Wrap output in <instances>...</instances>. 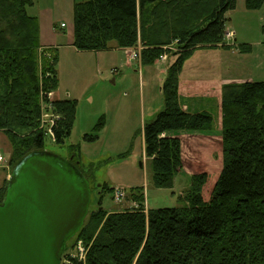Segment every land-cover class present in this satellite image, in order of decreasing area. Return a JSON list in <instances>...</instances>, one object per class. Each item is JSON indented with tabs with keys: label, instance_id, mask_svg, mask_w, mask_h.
<instances>
[{
	"label": "trees",
	"instance_id": "trees-1",
	"mask_svg": "<svg viewBox=\"0 0 264 264\" xmlns=\"http://www.w3.org/2000/svg\"><path fill=\"white\" fill-rule=\"evenodd\" d=\"M263 2L245 0L244 7L258 10ZM73 4L76 50H106L115 40L121 49L139 43L145 65L157 62L162 52L175 56L161 87L164 106L142 127L153 185L173 188L183 167L179 132L209 131L213 122L207 110L182 109L179 75L194 50L222 46L226 13L235 8L236 0ZM33 6L34 0H0V131L10 141V169L28 153L44 148L41 106L58 83L56 48L41 46L38 18L28 13ZM261 31L264 34V23ZM238 48L250 51L247 44ZM221 91L223 164L210 198L202 194L206 173L190 176L177 204L147 212L142 187H131L128 196L137 206L111 212L98 206L91 211L75 234L83 241V258L75 256L64 264H264V81L231 82ZM52 103L61 114L52 128V140L59 145L72 132L76 100ZM96 137L85 134L87 141ZM78 152L79 146L71 145L68 159L88 177ZM4 181L0 203L6 193ZM100 189L99 204L104 193L112 191L105 183Z\"/></svg>",
	"mask_w": 264,
	"mask_h": 264
},
{
	"label": "rangeland",
	"instance_id": "rangeland-1",
	"mask_svg": "<svg viewBox=\"0 0 264 264\" xmlns=\"http://www.w3.org/2000/svg\"><path fill=\"white\" fill-rule=\"evenodd\" d=\"M73 1L34 0V6L28 8V13L38 18L39 35L44 34L46 38L47 34H53L54 26H59L60 22L66 24L65 33L71 32L74 28ZM244 1L236 0L235 8L226 13L227 23L224 37L228 32L233 34L225 37L222 46L224 48L234 47L239 54L241 53L238 57L239 62L234 65L231 73L252 81H264V46L262 43L264 34L261 31L264 23V2L260 9L249 11L245 9ZM112 42L116 43L115 40ZM240 44L250 46L252 54L241 51L238 48ZM67 47L62 48V52L57 56L55 71L58 74V91L62 95H68L67 93L71 92L70 95L76 98L75 121L70 137L63 144H55L52 137L47 135L43 150L52 151L68 159L71 144L79 146L80 166L88 174L91 191L89 214L98 206L106 212L137 206L128 196L131 187H142L145 212L151 207L177 204L179 196H182L189 187L190 176L199 173L207 174L202 194L205 199H209L211 189L223 164L220 101L215 106L211 101L201 100L213 115L212 127L204 133L183 134L181 141L182 171L176 175L173 188H157L153 185L150 160L143 152L142 127L144 122L152 116L151 113L154 114L163 106L164 98L160 87L165 72L161 69L165 68V63L168 68L176 60L175 56L162 52L161 55H165L166 60L159 58L157 62L145 65L141 60L143 48L139 43L129 48L131 49L130 55L137 50L139 58L136 60L129 59V54L122 49L100 53L67 49L69 53L65 54L66 50L63 49ZM210 50H194L195 54L191 55L194 59L189 61L187 71L189 66L201 65L210 71L215 64L204 63L215 57L213 55L215 50L213 52ZM216 56V62H221L222 58L226 57L224 53H218ZM256 57L259 58L257 62H255ZM197 67L194 73L200 68ZM51 100L53 101V99H48L47 102L52 106ZM52 112L54 115H61L55 107L52 108ZM40 128L44 129L41 127V121ZM87 133L95 134L97 137L93 141H87L85 139ZM1 152L5 158L8 154L7 159L10 160V141L7 135L0 131ZM3 175L4 171L0 168V180ZM103 183L109 187L123 188L126 191L123 201L116 203L112 200L113 192L109 190L104 193L99 204L100 184ZM83 246L81 238L76 236L68 241L61 264L68 263L70 258L85 251Z\"/></svg>",
	"mask_w": 264,
	"mask_h": 264
},
{
	"label": "water",
	"instance_id": "water-1",
	"mask_svg": "<svg viewBox=\"0 0 264 264\" xmlns=\"http://www.w3.org/2000/svg\"><path fill=\"white\" fill-rule=\"evenodd\" d=\"M5 192L0 264H61L89 214L88 177L70 159L36 150L14 165Z\"/></svg>",
	"mask_w": 264,
	"mask_h": 264
},
{
	"label": "crops",
	"instance_id": "crops-1",
	"mask_svg": "<svg viewBox=\"0 0 264 264\" xmlns=\"http://www.w3.org/2000/svg\"><path fill=\"white\" fill-rule=\"evenodd\" d=\"M76 1H86V0H74V2ZM63 22H60V24ZM59 24V25H60ZM64 29H66V24H65V28H61L58 25L54 26V30L53 34H47L46 38H44V34L43 35H39V40L41 43V46H51V47H55L56 48V55L59 56L60 53L62 52V48H65L66 46H68L65 51V54L69 53L67 49H70L72 51H75V47L73 45V30L72 29L71 32H67L65 33ZM61 32V33H60ZM64 39V40H63ZM263 46H264V41L262 42ZM262 46V47H263ZM121 49L118 46H116V43L109 44V48L106 50H101V51H106V52H113L114 50H118ZM205 49H213L215 50L213 53V55L215 56L214 59L210 60H206L204 63H214L215 66L211 67L212 69L209 71L206 67H204V65L201 66H189L188 71H187V67H188V63H190L189 61H192L191 59L192 56H190L184 63L183 67H182V72L179 75V88H178V93L180 96V104L182 106L183 110H189V111H196V110H208V108H206L201 100L204 101H211V103H213L215 106H217V104H219L220 101V95H221V87L225 84H228L230 82H240L242 83V81H252L246 78H240L237 74L231 73V71L233 72V68L234 65H237L238 61V57L240 56L239 52L236 50V48L234 47H229V48H224L221 46H217L214 48H205ZM203 49V50H205ZM254 49V48H253ZM122 50H126L127 54L131 53V49L129 48H124ZM213 50H210V52H213ZM81 51V50H76ZM101 51H81V52H95V53H100ZM67 52V53H66ZM250 54H252V49L249 51ZM218 53H224L225 54V58H222L221 62L218 61L216 62V58H217V54ZM248 53V52H246ZM195 54V53H194ZM199 56L201 55V53H197ZM194 56V55H193ZM131 59V58H129ZM259 61V58L256 57L255 62ZM126 62L128 63V60H126ZM206 66V65H205ZM199 68V70L197 72L194 73L195 68ZM167 65L165 63V68L161 69L162 72H165V77H166V73H167ZM187 71V72H186ZM205 71V72H204ZM234 74V75H233ZM58 76V74H57ZM165 77L163 79H161V87L163 85V81L165 79ZM160 87V90H161ZM197 89H200L199 91H197ZM194 90H196L194 92ZM68 95H62L60 91H58V88L54 91L51 92V99H53L54 101L57 100H69V99H73L76 100V98H74L73 96H71V92L67 93ZM196 102V103H195ZM195 103V104H193ZM163 105V104H162ZM164 106V105H163ZM162 106V108H163ZM159 109L156 112H154V114L151 113L152 116H150V119H148L146 122L151 121V119L154 118V115L156 113H158L159 111L162 110ZM144 122V124L146 123ZM143 124V125H144ZM197 134V133H204V132H179L178 136L182 141V136L183 134ZM71 135V134H70ZM71 145H75V144H71ZM71 148V146H70ZM2 154V152H1ZM3 156V155H2ZM4 157V156H3ZM7 158L9 157L8 154L6 156ZM4 157V160L0 163V168L3 169L4 171V175L2 177V179L0 180V187L3 185V183L5 182L4 180L7 179V176L9 175V160ZM9 169V170H8ZM106 184V183H105ZM112 188V187H111Z\"/></svg>",
	"mask_w": 264,
	"mask_h": 264
},
{
	"label": "built area",
	"instance_id": "built-area-1",
	"mask_svg": "<svg viewBox=\"0 0 264 264\" xmlns=\"http://www.w3.org/2000/svg\"><path fill=\"white\" fill-rule=\"evenodd\" d=\"M61 28H65V24L61 23L59 25ZM233 33H226L225 37H229L231 36ZM130 58L132 60H136V58H139L138 52L137 50L132 52V54L130 55ZM160 59L166 60V56L165 55H160ZM51 92L48 93L47 98L51 99ZM52 106L48 105V102L43 103L41 106L42 109V113H41V117H40V121H41V127L44 128L43 132H45L46 136L49 135L52 137L53 132H52V128L58 125V122L61 119V115H54V112H52ZM3 157L0 153V163L2 162ZM112 195L111 198L112 200H114L116 203H121L123 201V199L125 198L126 195V191L123 188H114L112 191ZM84 255V251L80 253L79 258H83Z\"/></svg>",
	"mask_w": 264,
	"mask_h": 264
}]
</instances>
